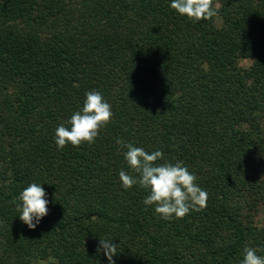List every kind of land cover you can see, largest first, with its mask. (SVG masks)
Here are the masks:
<instances>
[{"label": "trees", "instance_id": "obj_1", "mask_svg": "<svg viewBox=\"0 0 264 264\" xmlns=\"http://www.w3.org/2000/svg\"><path fill=\"white\" fill-rule=\"evenodd\" d=\"M171 2L0 0V264H108L102 238L120 244L115 264L264 256V0H213L198 22ZM92 90L111 122L58 150L55 130ZM118 138L183 161L207 207L166 221L145 206L119 180L132 172ZM31 183L49 202L34 230L16 207Z\"/></svg>", "mask_w": 264, "mask_h": 264}, {"label": "clouds", "instance_id": "obj_2", "mask_svg": "<svg viewBox=\"0 0 264 264\" xmlns=\"http://www.w3.org/2000/svg\"><path fill=\"white\" fill-rule=\"evenodd\" d=\"M171 9L187 19L198 22L217 16L213 0H172ZM80 110L74 112L67 122H61L55 130V144L58 150L66 145L78 147L93 145L102 129L107 127L113 117L111 105L101 92L92 90L85 94ZM67 125V126H66ZM116 144L125 149L124 159L132 174L125 170L119 172V180L125 190L139 186L148 192L143 200L145 206H154V211L164 220L181 219L190 212H199L207 207L208 193L197 183V177L184 165L164 159L161 150L151 153L130 142L118 138ZM163 161V162H161ZM20 221L34 230L40 220L48 214L47 195L39 183H31L17 198ZM120 244L113 239H99L97 254L101 252L108 264H115L113 257L118 254ZM257 249L245 246L241 264H264V256L257 255ZM36 264H58L54 257L39 260Z\"/></svg>", "mask_w": 264, "mask_h": 264}, {"label": "rangeland", "instance_id": "obj_3", "mask_svg": "<svg viewBox=\"0 0 264 264\" xmlns=\"http://www.w3.org/2000/svg\"><path fill=\"white\" fill-rule=\"evenodd\" d=\"M246 61H242L241 64H246ZM255 222L257 225L264 224V207L259 206L257 210V214L255 215Z\"/></svg>", "mask_w": 264, "mask_h": 264}]
</instances>
